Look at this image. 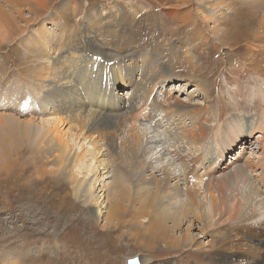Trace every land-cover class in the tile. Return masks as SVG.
Instances as JSON below:
<instances>
[{"label":"bare ground","instance_id":"obj_1","mask_svg":"<svg viewBox=\"0 0 264 264\" xmlns=\"http://www.w3.org/2000/svg\"><path fill=\"white\" fill-rule=\"evenodd\" d=\"M4 2L8 22L2 23L18 27L20 37L32 22L23 16V8L38 21L48 7L46 0ZM194 4L195 12L198 5L217 12L221 5L230 8L231 14H223L221 19L220 14L206 17L198 13L200 20L188 22L183 17L179 22L189 23L192 32L200 21L210 20L213 24L208 31L231 49L225 53L230 72L238 76L250 70L257 79H264V46L256 45L253 51L247 42L241 43L258 39L254 24L264 31V0H194ZM169 10H164L166 15L177 14L176 9ZM52 13L55 24L63 22L62 32L39 24L36 34L30 32L31 40L22 41L23 55L18 54V44L10 49L13 57L21 60L14 69L21 77L14 83L0 77V213L7 212L5 218L0 217V227L3 219H39L35 214L30 216L33 210L26 204L37 194L38 201L48 206L45 218L62 219L59 212L79 203L52 193L69 185L74 200L88 205L95 219H102L104 240L115 230L118 238L131 235L127 225L142 224L139 220L143 218L147 223L142 228L155 237L146 247L182 249L187 255L196 250V255H209V264H264V221L251 222L264 208V155L252 159L242 149L230 162L224 164L223 160L224 152L244 148L246 137L251 141L256 134L249 148L256 142L264 154V103L258 116L261 126H255L254 115L244 111H239L236 120L221 121V111H214L211 104L189 103L170 90L158 89L182 70L184 85L193 83L204 98L211 96L201 82L193 80L194 75L204 72L186 56L188 44L182 45L184 57L165 38L153 37L143 43L150 48L141 47L140 35L138 41L128 35L131 23L125 15H114L109 5L101 4L93 14L83 17L75 1L62 0ZM226 35L232 41L225 42ZM108 44L116 47L114 50H124L111 55ZM240 49L243 52L237 53ZM163 61L171 70L160 65ZM255 61L257 69L252 66ZM206 72L210 78L211 70ZM36 95L39 108L34 110ZM257 96L264 100V81ZM157 112L167 126L155 118ZM140 118L153 121L167 138L165 150L170 157L160 166L161 177L154 174L155 167L145 158V145L151 138L139 134ZM228 127H233L235 134L224 141ZM81 140L91 147L77 150ZM83 162L88 166L81 167ZM49 165L52 168L48 169ZM174 165L180 166L178 174L171 170ZM109 173L111 181L105 182ZM103 177V185L98 187ZM173 179L182 180L184 188L177 182L171 184ZM194 222L200 235L209 238L205 246L192 234ZM16 236L9 229L0 231L1 264H33V258L22 256L23 245L12 246ZM25 240L30 239L23 237L22 244Z\"/></svg>","mask_w":264,"mask_h":264},{"label":"rangeland","instance_id":"obj_2","mask_svg":"<svg viewBox=\"0 0 264 264\" xmlns=\"http://www.w3.org/2000/svg\"><path fill=\"white\" fill-rule=\"evenodd\" d=\"M61 1L62 0H46L48 7H45V10L40 13L41 17L38 21L34 20L35 16L32 15L28 9L23 8V16L31 19L32 22L29 23L30 27H27L26 32L20 37V29L18 27H6V25L2 23V21L8 22L6 18V12L8 9L5 6L6 3L4 0H0V44L2 45L0 48V77L3 79L6 77V80H13V83L21 77L20 73H17L14 70L17 69V65H21V63L18 64V62H21V60H18L19 57L17 59L14 58L10 52V49L14 48L18 44V54L19 56L23 55L24 45L21 44L22 41L29 42L33 35L31 33L36 34V31L34 32V30L39 27V24L45 25V27L49 28L50 30H57L58 33L62 32V28H64L63 22L60 24H55V21L52 19H55V14L52 12L58 8ZM73 1H75L77 4L81 13L83 12V17H86L89 13L93 14L97 7H101V4L102 6L109 5L114 11V15H125V19L128 21V23H131V25H128V27H130V29L128 28L129 30L127 29V32L129 31L128 35H130V37L135 41L139 40L138 35H140V38L142 39L138 42L141 47L148 46V48H150V45H145L143 43L149 42L153 37H156L155 39L158 38L160 41L165 38L167 42L174 43L175 51L184 57V47L182 45L188 44L187 46L190 51L186 54V56L190 58L193 63L198 65V67L202 68L204 72L202 76L194 75L193 80L195 82H201L205 88L208 89L207 91L211 92V96L204 98L202 94L198 93L199 89L196 86L194 87L193 83L184 85L186 82L184 83L182 81L186 78V76L185 72L182 70H180L178 76L174 77L169 84L164 86V88L160 87L158 89L170 90L172 94L189 103L197 105H203L204 103H208V105L211 104L213 110L218 108V110L221 111V121H225L227 119L230 120L233 118V120H236L238 118L237 115L239 111H244V114L254 115L256 118H254L255 126H261V124H259L260 118L258 116L262 109L261 104L264 103V100L257 96V89L262 87V81H264V79H257V77L250 70L246 72L247 74H238V76H235L230 72L228 65L229 59L227 62L225 53L230 52L231 49H228V45L220 43L216 38V35H213L208 31L209 27L213 24L210 20H207L206 22L200 21L197 29L192 32H189V23L185 24L179 22L183 19V17L187 18L188 22L190 19L196 21L200 20L196 16L198 13H203L206 15V17H212V14H215L216 16L220 14L218 17L221 19L223 14H231L230 8H226L221 5L220 12L222 13H220L213 8H202L198 7V5L195 12L194 7L196 5L194 4V0ZM224 1L228 2L229 0ZM173 9H176L177 14L175 13V15H166L164 10L173 11ZM116 10H118V13ZM146 14L148 16H146ZM12 15L15 17L19 25L23 24L17 14L13 13ZM71 21L73 22L74 20L71 19ZM71 21L70 24H73ZM153 24H155L154 27ZM224 27L225 25H221V28ZM252 27L255 31H258V39H249L247 41H242L241 43L247 42V46L254 48L255 50L253 51H256L259 45L264 46V44L261 43L264 41V31L261 29L259 30V26L257 24H254ZM156 30L158 31V34ZM218 36H221V34ZM223 40L225 42L232 41V39L227 35L223 37ZM236 41H238V39ZM252 42H254L253 44L255 45H252ZM110 46L111 45L108 44L106 47L107 52L111 55H119V52L124 50H120L118 47L116 50H114L116 47ZM135 47L140 49L139 46ZM240 50L241 51L236 50L237 53L243 52V49ZM140 52H142V50H140ZM166 62L167 61H163V63L160 65L166 67L168 70H171V67ZM262 65H264V63ZM234 66H237V64H234ZM239 66L240 64L238 65V68ZM252 66L257 69V61H255ZM209 70H211L210 74H212V76L207 78L205 74H208L206 71ZM1 83L2 81H0V87ZM19 86H21V84H19ZM14 92L17 93L16 90ZM35 97V103H37V106L34 107V110L39 108V95H36ZM20 100L21 103L24 102V99L21 98ZM0 112H2L1 109ZM233 114L234 116H232ZM155 118H157L159 122H162L161 124L167 126V122L164 120V118H162L160 113L157 112ZM231 125L229 123V126ZM138 128L139 134L141 133L142 135V133H145L151 138V142L145 145V148H147L145 158H147V160L150 161L155 167L154 174L157 175V177H161L163 174L161 173L160 166L167 164L169 160L168 157H170V155H166L167 151L165 150V147L168 144L167 138L161 132V129H157L155 127L153 121L148 122V120L145 118H140L138 122ZM227 130L228 134H225L226 137H223L224 141H226L229 136L235 134L233 127H228ZM258 135L259 134L254 135V138H256ZM246 138L247 141L244 145V148L233 147L228 153L224 152V164L230 162V160H232L231 158L237 156V153H239V151L242 149L252 159H257L264 155L262 150L259 149V144H256V142L252 148H249L254 138L251 141L249 140V137ZM144 139L146 138L144 137ZM86 147H91V144H89V142L86 140H81L76 145L77 150H79V148L85 149ZM85 160H88V158ZM85 162L88 165L90 164L89 160ZM85 162H83L80 166H83L84 168L85 165H87ZM47 168L50 169L52 167L49 165ZM172 168H174V170ZM171 170H173L175 174H178L180 172V166L174 165L171 167ZM111 175L112 173L107 174V176L110 177L105 179V182L111 181ZM53 177L55 178L56 176ZM88 177H90V174ZM104 178L105 177L101 178V182H98V187L103 185ZM174 182H177L180 184L181 188H184L182 180L177 181V179H175L174 181L173 179L171 184ZM134 188L136 189L137 187ZM40 190L42 192V188H40ZM70 190L71 189L69 185H67V188L64 191H59V193L54 191L52 193L59 194L60 196L65 197L67 200L74 201L77 204L79 203L78 206L68 207L59 212L58 214L62 217V219L45 218V213L48 211V206H45L42 202L38 201L39 198H36L39 196L38 194L35 195V200H30V202L26 204L31 207V210H33L30 216L35 214L38 216H36V218H39L40 220L31 219L29 217L28 219L17 220L3 219L4 225L0 227V231L9 229L11 230L12 234H17L18 237L16 236L17 239L14 243H12V246L17 247L19 245H23L22 256L26 258H33V264H209V255L207 253L204 254V256L203 253L196 255L194 254L196 250L190 251L189 255H187L186 253H182V249L170 251V249H164L161 247H146L145 245L149 244V242L152 240L151 238L154 236L146 234L147 232L145 228H142L145 227V224L147 223V219L143 218L139 220L142 224L127 225V229H130L129 231L131 232V235L124 234L118 238L116 237L118 230H115V232H113L106 240H104L102 236L106 229L103 227L102 219H95L88 209V205L85 206L80 200L75 201ZM53 211L54 210H50L49 212L52 213ZM6 214V211L0 213V217L5 218ZM25 214L26 211L24 212V217L26 218ZM42 221L43 223H41ZM261 221H264V208H261L260 214H258V216H256L254 219H251V222L254 224ZM92 225H94V227ZM196 226L198 228V224L194 222L195 229L192 230V234L199 237L200 242H202V245H204L209 241V238H204V236H201L202 234L199 233ZM184 227L185 225H183V228ZM93 229L95 230L93 231ZM94 233L97 235V237H94ZM23 237H27L30 240H28V242L25 240L22 244ZM111 247L113 250L111 249L112 251H109L108 249ZM37 256L38 258H35Z\"/></svg>","mask_w":264,"mask_h":264}]
</instances>
